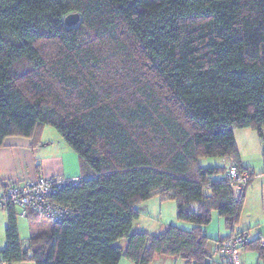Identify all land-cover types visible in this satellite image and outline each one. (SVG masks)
Returning a JSON list of instances; mask_svg holds the SVG:
<instances>
[{
	"label": "trees",
	"instance_id": "trees-1",
	"mask_svg": "<svg viewBox=\"0 0 264 264\" xmlns=\"http://www.w3.org/2000/svg\"><path fill=\"white\" fill-rule=\"evenodd\" d=\"M70 13L79 18L67 24ZM45 125L80 160L83 183L53 196L74 214L31 229L24 247L19 210L7 206L0 262L220 264L218 243L243 232L233 231L244 195L227 167L198 159L249 169L234 129L264 140V0H0V145L12 135L37 142ZM261 157L264 169V145ZM153 195L173 200L191 228L132 230L136 205ZM212 210L231 234L205 232Z\"/></svg>",
	"mask_w": 264,
	"mask_h": 264
},
{
	"label": "crops",
	"instance_id": "crops-1",
	"mask_svg": "<svg viewBox=\"0 0 264 264\" xmlns=\"http://www.w3.org/2000/svg\"><path fill=\"white\" fill-rule=\"evenodd\" d=\"M243 131L234 130L240 162L242 166L252 170L253 174L243 190L244 205L239 223L233 231L238 232L243 230L247 234L248 242L236 249L235 256L236 262L239 264H255L263 262L253 246L255 243L252 241L264 239V169L261 166L260 171L256 172V169L251 165L253 164L251 161H244L243 150L240 148L238 136L241 138L243 133H248L250 137H253V135L251 132ZM256 145H258L257 141ZM258 151L256 149V154ZM77 174H81L78 155L62 139L56 129L54 130L49 125L43 126L37 142L33 141L30 137L12 135L7 136L0 145V188L9 183H20L24 180L34 179L40 175L62 176ZM0 209L5 213L4 222L6 225L7 210L6 208ZM224 227L226 229L225 232L219 234L218 237L224 236L226 233V235L228 233L231 234L225 224ZM133 230L137 231L136 229ZM210 250L213 252V259H217L218 256L214 252V245L210 246ZM161 257H157L156 259ZM171 257L174 259V264H185L182 258V262H179L180 260H177V258L180 257ZM0 264L6 263L0 262ZM14 264H19V262Z\"/></svg>",
	"mask_w": 264,
	"mask_h": 264
},
{
	"label": "built area",
	"instance_id": "built-area-1",
	"mask_svg": "<svg viewBox=\"0 0 264 264\" xmlns=\"http://www.w3.org/2000/svg\"><path fill=\"white\" fill-rule=\"evenodd\" d=\"M253 171L239 168L235 162H230L223 176L228 180L236 195L243 192ZM85 176L77 175H40L23 182L9 183L0 188V207L14 205L19 215L26 216L28 211L36 213L40 218L60 222L74 214L72 207L53 200V196L69 186H79ZM248 242L245 232L234 234L218 243L217 253L221 258L220 264H239L236 262L235 251ZM264 244V239L260 241ZM255 264H264L262 262Z\"/></svg>",
	"mask_w": 264,
	"mask_h": 264
},
{
	"label": "rangeland",
	"instance_id": "rangeland-1",
	"mask_svg": "<svg viewBox=\"0 0 264 264\" xmlns=\"http://www.w3.org/2000/svg\"><path fill=\"white\" fill-rule=\"evenodd\" d=\"M51 128L53 127L51 126ZM244 129L247 128H235L234 130H239L240 132L243 131ZM243 132H251V134L253 135V137H250L248 133H243L241 138L240 136H238L240 148L243 150V159L245 162L251 161V163H253L251 164L252 167H254L256 169V172H258L260 171V167L261 166L263 167L261 148H263L264 141H262V139L258 137L257 133L251 128ZM256 141L258 145H256ZM256 149L259 150L257 154H256ZM229 162L230 161L227 157H222V156H201L198 159V164L203 167H208V166L227 167L229 165ZM136 207L140 211V215L133 222L132 230L136 229L140 231H146L148 233H158L167 224H174L184 229H190L192 226L190 222L177 218L176 203L173 200H169V199L161 200L158 195H153L147 200L138 203ZM4 216L5 213L3 212L2 209H0V249L3 248L5 245ZM46 224H48V221H46L45 219H41L40 221L35 222V224H32L28 221V219L25 216L18 215L17 226L23 246L24 247L27 246V238L31 233V229H35L37 227L38 230H41ZM225 230L226 229L224 227L223 217L219 216L216 210H212L211 221L205 226V232L211 238H218V235L224 233ZM125 241H126L125 238H121L118 240L117 244L123 247ZM169 260L172 261L169 262ZM177 260H180L179 262H182L181 258H177ZM19 264H35V262L32 260H26L19 262ZM118 264H135V263L132 262L127 257L122 256ZM151 264H174V259L171 256L165 255L159 259L155 258Z\"/></svg>",
	"mask_w": 264,
	"mask_h": 264
},
{
	"label": "water",
	"instance_id": "water-1",
	"mask_svg": "<svg viewBox=\"0 0 264 264\" xmlns=\"http://www.w3.org/2000/svg\"><path fill=\"white\" fill-rule=\"evenodd\" d=\"M79 18L77 13H70L65 17V22L67 24L75 23Z\"/></svg>",
	"mask_w": 264,
	"mask_h": 264
}]
</instances>
